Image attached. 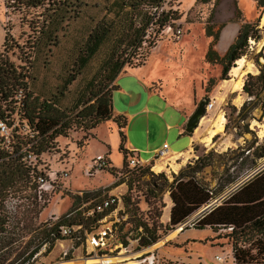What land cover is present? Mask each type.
<instances>
[{
	"label": "trees",
	"instance_id": "1",
	"mask_svg": "<svg viewBox=\"0 0 264 264\" xmlns=\"http://www.w3.org/2000/svg\"><path fill=\"white\" fill-rule=\"evenodd\" d=\"M166 1L103 0V13L89 29L79 56L80 65L83 66L101 48H105L98 76L89 82L84 95L77 97L70 107L62 108L61 95L66 86L74 80L75 75L71 74L63 79L61 84L63 89L58 93L42 96L34 93L30 88L32 80L30 70L40 59L46 60L52 48L58 44L59 33L71 20L79 16L81 8L86 7L89 1L3 0L5 10L18 13L19 27L25 26L26 29L20 30L17 37H14L10 33L11 25L3 26L4 37L0 47V122L6 127L14 124V132L19 127H25L26 132L20 137L16 135L13 143L6 144L3 137H0V264H31L42 244H45V252H49L55 240L64 239L59 235V227L64 225L63 216L69 214L94 193L85 191L79 192L80 195L73 194L70 211L56 221L36 223L38 214L45 206V202L40 204L36 200L38 192L35 182L37 176L42 173H37V163L31 164L33 161L28 163L23 159L26 153L31 154L38 161L42 153L53 147L54 139L66 136L72 126L83 133L76 142L77 146L85 145L88 138L94 136L92 130L95 127L111 120L118 128L121 167L118 171L111 167L107 160L108 166L101 170L114 176L115 173L128 167L126 157L132 154L122 146L121 131L126 120L123 116L113 114L111 92L116 87L114 81L117 75L125 68L137 65L132 64V60L139 55L142 48L145 47L146 51L147 48H153L156 40L160 39L163 29L173 26L179 19L177 9L163 8ZM256 6L263 9L264 0H257ZM255 26V22L240 24L223 56H219L211 46L217 34H213L206 26L205 33L212 39L203 59L209 64L220 66L219 80L228 79L227 73L233 63L245 53L248 38L256 40L259 38L257 30L253 29ZM257 65L258 73H246L241 85V92L248 97V100L237 108V116L240 115L245 104L253 100L261 113L264 111V94L261 95L264 91V64L257 63ZM212 84L213 79H209L208 86ZM204 99L207 102V97ZM232 109L236 110V107L232 106ZM244 126L247 128V125ZM241 133L236 132L237 135ZM216 136L217 134L213 135L211 141H214ZM251 147L252 145L246 149V154ZM211 152L214 151L210 149L204 157L197 156L193 174L210 164L205 157ZM262 156H264V143L256 145L253 156L249 159L248 168L254 167L257 159ZM149 167L150 164L134 167L129 173L136 171L138 177L133 179L148 174L151 177L160 176L163 182H167L164 175H154L149 171ZM171 176L172 180L168 185L171 205L167 222L164 225L153 220L150 224L143 221L134 222L135 228L140 227L143 233L138 238L140 247L154 243L160 233H166L185 221L210 198L207 185L200 184L194 175H185V179H181L180 170L176 174L171 173ZM234 178L232 177L228 182L233 181ZM118 183L120 182H114L109 187ZM151 186L154 190L161 189L157 185L155 187L151 184ZM130 189L131 183H128L127 192L121 196V199L128 217L134 218L137 208L131 202ZM221 189L222 185L217 186L214 194ZM9 199L16 202L15 208L23 205V209L17 208L11 212L6 204ZM144 201L147 205L151 204L145 195ZM163 206L160 204V209ZM159 215L160 210L156 211L155 216L159 217ZM78 222L80 220L71 219L67 223L70 225ZM83 225L87 230L91 229L87 227V223ZM192 227L196 230L209 228L215 234L220 228L227 229L228 233L224 237L229 240L233 263L264 264V169L245 180L221 204L201 213ZM118 240L124 243L123 239ZM21 241H24L23 244Z\"/></svg>",
	"mask_w": 264,
	"mask_h": 264
},
{
	"label": "rangeland",
	"instance_id": "2",
	"mask_svg": "<svg viewBox=\"0 0 264 264\" xmlns=\"http://www.w3.org/2000/svg\"><path fill=\"white\" fill-rule=\"evenodd\" d=\"M88 1V5L81 8L79 16L71 20L67 27L59 33L58 44L52 48L46 60L42 59L43 62L40 59L34 63L30 70L32 78L30 88L34 93L42 96L58 93L63 89L61 87L63 79L71 74L75 75L74 80L66 86L61 95L60 106L62 108L70 107L77 97L84 95L89 82L97 78L105 53V48H101L85 65H80L79 56L82 53V44L89 29L103 13V0ZM256 1L167 0L163 8L177 9L179 19L174 22L173 26H167L169 27L167 31H165V28L163 29L159 36L160 39L156 40L153 48H147V51L145 47L142 48L139 55L132 60V64H140L147 60V63L153 66L155 71L159 72V75L163 76L168 90L177 91L183 101L193 104V110L196 108L197 103L206 97L212 86H217V96L208 99L215 105V109L213 112L204 111V116L201 118V121L204 122L200 121L198 125L211 124L208 127V133L210 134L214 118L218 114L223 115L225 122L223 121L222 130L217 133L220 138H215L210 148H208L209 143L204 148L195 145L193 147L195 156L187 157L182 164L173 167L169 171L156 172L157 170L149 169L154 175H164L167 179L165 183L160 176L151 177L148 174L133 179V177L138 176L136 171L129 173L132 169L129 167L115 173L114 176L104 170L92 169V161L97 154H100L106 157L111 167L119 171L122 155L118 150V134L114 128L109 130L107 124H101L94 129L95 136L88 138L85 145L77 146L76 142L83 133L80 129L72 126L67 131L66 136L56 137L53 147L42 153L38 161H33V163H37V173H42L45 178L44 186L37 181L35 182L36 189L41 191L40 197H37L36 200L40 204L45 202L44 208L36 218V223L56 221L70 211L73 194L85 191L94 192L86 200L93 203L112 193L124 195L127 192L128 183H131L129 192L131 202L137 208L135 217H128L127 214L126 221L118 226L116 235L117 239L124 240V243L121 242V249H125L126 255L119 252L118 255L122 254L115 256V251L119 249L118 246L113 250V253L108 254L106 257L99 260L87 259V262L116 260L128 256L127 254L139 255L141 252L154 251V255L158 259L155 264H235L230 256L229 240L224 237L228 233L225 228H220L217 232L219 236H217V233L213 234L209 240L207 239L210 235L209 231L195 230L189 226L182 227L179 232L171 235L178 228L174 226L166 233H160L159 238L151 245L140 247L138 238L143 233L140 227L135 228L134 222L143 221L150 224L153 220L159 223L160 217L161 219L165 218L169 210L167 203L171 204L169 198L170 187L168 186L172 180L171 173L176 174L181 170V179H185V175H194L200 184L212 183L211 191L214 194L217 186L222 185L221 191L228 190L249 173H256L264 169V156L257 159L254 167L248 168L249 159L253 156L256 145L264 143V111L261 113L253 100L245 104L240 115L237 116V108L244 101H247L248 97L241 92V89H233L231 84L234 78L231 76V69L227 73V82H225L226 80L220 81L218 79L220 66L209 64L203 59L212 39L211 36H207L205 33L206 26L213 34H217V38L213 40L214 43L211 46L219 56H223L227 46L233 40V36L230 37L232 28L234 26L239 27L240 24L245 22H255L256 26L253 29L257 30L259 38L257 40L248 38L247 40V47L244 55H242L245 60L244 69L246 71L241 78L242 83L246 73H258L257 63L264 64V8L257 7ZM3 11V0H0V18ZM5 11L7 16L4 25H11L10 33L17 37L20 30H25L26 27H19L20 15L18 13L11 12L9 9ZM222 28L223 35H220ZM176 29L180 30V36L177 39L174 36ZM209 79H213V84L208 86ZM263 94L264 91L261 95ZM191 95L193 96L192 101ZM232 106L236 107V110H233ZM241 117L243 118L241 119ZM225 124L226 128L224 129ZM13 125L6 127L3 124V130L0 131V137H3L6 144L13 143L16 140V135L20 137L26 132L25 127H19L14 132ZM244 125H247V128ZM237 131L242 132L241 135H237ZM254 137L256 138L255 142ZM250 145L252 147L246 154V149ZM212 147H215L218 151L220 150V153L211 152L207 155L205 159L207 158L210 164L203 167L198 173L193 174L197 156L204 157L210 149L213 150ZM128 156L132 155L128 154ZM163 159H166L165 156ZM169 160L174 162L175 156L169 157ZM258 168L259 170H257ZM62 169L68 170L66 177H59L58 175ZM50 172H56L57 178H51ZM232 177H235L233 181L228 182ZM114 182L120 183L110 188L109 186ZM151 184L155 187L157 185L161 189L154 190ZM144 195L149 199L150 205H147L144 201ZM6 204L11 212H14L17 208L22 210L24 207L20 205L15 208L16 202L11 199ZM160 204L164 205L161 209ZM200 209L201 207L189 217L196 215ZM159 210L160 215L156 217V211ZM63 218L64 225H68L67 222L71 219L80 220V215L78 212L71 211ZM180 231L182 232L180 233ZM26 239L27 237L24 238V240ZM203 239H207V241H203ZM21 242L23 244L24 241ZM80 246L81 244L78 246L79 249ZM66 248L69 249L68 257L64 258V262H62L58 255L60 251ZM74 248L75 242L67 240H55L49 252H45V246L41 245L31 264H80V261L75 259L80 254L79 249ZM215 255L220 256L221 260H216ZM12 257L10 256V258Z\"/></svg>",
	"mask_w": 264,
	"mask_h": 264
},
{
	"label": "crops",
	"instance_id": "3",
	"mask_svg": "<svg viewBox=\"0 0 264 264\" xmlns=\"http://www.w3.org/2000/svg\"><path fill=\"white\" fill-rule=\"evenodd\" d=\"M3 10V15L0 18V47L4 37L3 26L7 16L4 4ZM237 27L232 28L230 37H234ZM222 32L223 28L220 35H223ZM168 65L170 66L169 62ZM160 76L159 72L155 71L153 66L147 63V60H144L141 64L127 67L121 71L114 81L116 87L111 92L113 114L123 116L126 120L125 126L121 129L123 134L122 146L125 150L142 162V165H148L152 163L155 152L161 149L163 143L166 144V159L161 158L151 164L152 170L155 171L156 169H153V167L155 168L160 163L161 169L156 172L169 171L173 167L182 164L187 157L195 156L193 147L198 145L204 148L207 145L204 138L208 137V127L211 126L209 123L200 126L198 125L200 122H198L190 133H186L183 129L184 123L193 111V104L183 101L177 91L168 90L165 79L163 76L160 78ZM216 87L212 86L207 92V99L217 96ZM192 97L191 95V101ZM214 109L215 105L212 104V107L206 112H213ZM101 124H107L109 130L114 128L116 132L118 131L116 124L111 120ZM94 129L92 130L93 135ZM211 138L208 142V148L213 143ZM216 138H220V136L218 137L217 134ZM212 148L215 153H220V150L218 151L215 147ZM172 156H175L174 162L169 160V157ZM206 185L208 188H212V183H206ZM170 205L167 203L168 208H170ZM168 213L169 210L164 219L160 217L162 225L167 222ZM201 230L210 232L207 238L209 240L215 234L209 228ZM207 239H203V241H207Z\"/></svg>",
	"mask_w": 264,
	"mask_h": 264
},
{
	"label": "built area",
	"instance_id": "4",
	"mask_svg": "<svg viewBox=\"0 0 264 264\" xmlns=\"http://www.w3.org/2000/svg\"><path fill=\"white\" fill-rule=\"evenodd\" d=\"M169 27H165V31H167ZM174 36L177 39L180 36V30L176 29L174 32ZM212 107V101L208 100L204 105V111L206 112ZM3 123L0 122V131L3 130ZM1 134V133H0ZM167 146L165 143L162 144L161 149L155 152L154 157L152 159L153 164L155 161L163 158L165 156V150ZM23 159H26L28 163L34 161V157L31 154H25ZM92 169H103L108 166L107 159L105 156L96 155L94 160L92 161ZM34 164V163H31ZM149 169L152 170V167ZM142 165V162L138 161L134 156H128L127 158V166L130 168L139 167ZM259 170V168L257 169ZM51 178H57L56 172L49 173ZM59 177H66L68 175V170L62 169L59 171ZM44 177L42 175H38L36 181L44 186ZM245 178L241 181L233 185L228 190L221 191L217 195H213L211 193V189L208 188L207 192L210 195L208 202L204 203V205L210 204L208 209L217 206L220 202L226 198L232 191H234L237 186L239 187ZM38 197H40V190H37ZM80 195V193L78 192ZM71 212V211H70ZM72 212H78L80 215V222L77 224L70 225H61L59 227V235L63 237V240H67L69 242H75V248L79 249V256L75 259L80 261V264H155L158 262L156 256L154 255V251H149L148 253L141 252L139 255H130L118 258L113 261L107 262H84V260L90 258H100L105 257L110 253H113V250L119 246V249L115 251V256H119V252H123L122 255H126L125 249H121V242L116 238L117 228L118 226L126 221L127 213L124 211L121 195L119 193H112L103 197L93 203L88 201L81 203L76 206ZM199 215H193L192 217L187 218L182 223L178 224V229L192 225L195 222V219ZM92 219H95L92 221ZM87 222V227H90V230H87L83 223ZM230 227L228 228V230ZM79 243V245H78ZM45 246V244H42ZM69 249H63L59 253V258L64 262V258L68 257ZM214 258L216 260H221V257L215 255ZM73 260V259H71Z\"/></svg>",
	"mask_w": 264,
	"mask_h": 264
},
{
	"label": "bare ground",
	"instance_id": "5",
	"mask_svg": "<svg viewBox=\"0 0 264 264\" xmlns=\"http://www.w3.org/2000/svg\"><path fill=\"white\" fill-rule=\"evenodd\" d=\"M244 65H245V60L243 59V57H240L239 59H237L236 61H235V63H234V65L232 66V68H231V76H232V78H234V79H232V87H233V89H235V90H237V89H241V85H242V76H243V74L246 72L245 71V69H244ZM248 66V65H247ZM248 69H250V68H248ZM225 82H227V80L225 81ZM229 82V81H228ZM235 92V91H234ZM205 120H207V119H205ZM200 121H201V119H200ZM199 121V122H200ZM209 121V120H208ZM223 121H224V117H223V115H221V114H218L215 118H214V120H213V128H212V130L210 131V134L208 135V137H206V139L204 140L206 143H208L209 142V140H210V137H212L213 135H215V134H217L219 131H221L222 130V128H223ZM201 122H204V121H201ZM225 122V121H224ZM154 169H156V170H158V169H161V165H160V163H158L156 166H155V168ZM175 232H179V229L177 228V229H175L174 230V232H172V234L171 235H173ZM175 237V236H174ZM172 239H173V237H172ZM157 245V244H156ZM122 253H120L119 255H121ZM130 255H132V254H130ZM106 257V256H105ZM123 257H125V256H123ZM101 258H103V257H100V258H90V259H96V260H99V259H101ZM107 259H109V258H107ZM107 261H113V260H106V261H101V262H107ZM84 262H87L86 260H84ZM96 262H99V261H96Z\"/></svg>",
	"mask_w": 264,
	"mask_h": 264
},
{
	"label": "water",
	"instance_id": "6",
	"mask_svg": "<svg viewBox=\"0 0 264 264\" xmlns=\"http://www.w3.org/2000/svg\"><path fill=\"white\" fill-rule=\"evenodd\" d=\"M206 101L205 99L200 100L197 103L196 108L191 112V114L186 118V121L184 123V131L186 133H190L198 124L200 118H202L204 116V105H205ZM256 172V170H255ZM255 173H249L248 175H246L244 178L245 180L248 179V177L252 176ZM210 207V204L208 205H204L196 214L200 215L201 213H203L204 211L208 210V208Z\"/></svg>",
	"mask_w": 264,
	"mask_h": 264
}]
</instances>
